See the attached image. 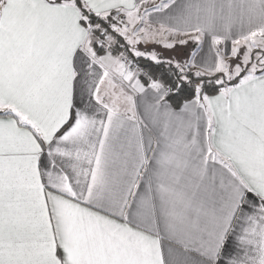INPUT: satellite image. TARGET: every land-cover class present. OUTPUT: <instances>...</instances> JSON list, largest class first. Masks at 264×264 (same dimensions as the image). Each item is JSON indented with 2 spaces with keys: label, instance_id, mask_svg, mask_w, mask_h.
Here are the masks:
<instances>
[{
  "label": "snow or ice",
  "instance_id": "6c2138e0",
  "mask_svg": "<svg viewBox=\"0 0 264 264\" xmlns=\"http://www.w3.org/2000/svg\"><path fill=\"white\" fill-rule=\"evenodd\" d=\"M0 264H264V0H0Z\"/></svg>",
  "mask_w": 264,
  "mask_h": 264
}]
</instances>
